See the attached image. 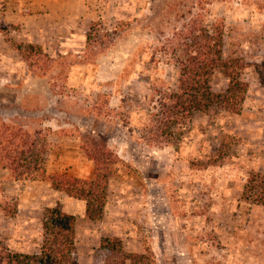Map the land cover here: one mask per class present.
<instances>
[{"label": "rangeland", "instance_id": "obj_1", "mask_svg": "<svg viewBox=\"0 0 264 264\" xmlns=\"http://www.w3.org/2000/svg\"><path fill=\"white\" fill-rule=\"evenodd\" d=\"M196 13L223 20L224 57L243 58L247 90L238 112H197L166 140L152 127L160 95L151 84L173 86L176 66L155 63V49ZM92 28L105 36L87 48ZM29 43L41 53L31 64L15 48ZM261 73L264 0H0V125L40 129L46 147L35 177L0 167V236L16 251H38L43 211L56 207L76 217L75 264L113 258L99 250L103 237L147 264H264V205L242 194L251 172L264 175ZM211 84L220 93L227 79L215 73ZM90 138L115 154L93 220L48 178L92 179Z\"/></svg>", "mask_w": 264, "mask_h": 264}, {"label": "trees", "instance_id": "obj_2", "mask_svg": "<svg viewBox=\"0 0 264 264\" xmlns=\"http://www.w3.org/2000/svg\"><path fill=\"white\" fill-rule=\"evenodd\" d=\"M224 28L223 20L215 19L208 23L201 14L196 13L194 18H190L181 28L176 29L155 49V63L162 58L166 64L176 66V80L173 86L160 79L151 84L153 92L160 95L156 107L158 112L153 113L152 127L159 134L162 133L160 136L166 140L176 139L197 112L204 113L214 106L230 112L240 110L247 90V83L241 79L244 61L237 55L224 57ZM91 30L86 36L87 48H90V42H101L105 36L98 28ZM99 31L101 34H98ZM15 48L30 64L41 55L37 49L39 47L33 43L18 44ZM47 64L50 67V62ZM147 68L149 71L150 67ZM126 69L124 68L123 73ZM215 73H221L227 79L223 92H215L212 88L211 80ZM260 83L264 86L262 73ZM159 85H162L163 89H159ZM176 129L178 130L175 131ZM153 136L157 138L158 135L154 133ZM44 140L40 129L29 132L20 126L2 123L0 167L15 179L37 176L43 172L46 149ZM89 141L86 145L87 155L95 162L92 179L78 178L66 172L48 175V178L53 189L83 200L85 215L93 220L102 215L107 180L115 154L103 143L96 145L92 138ZM222 153L220 150L217 152ZM242 194L244 199H248L245 203L250 206L264 205V175L251 172L246 177ZM75 224V215L60 208L46 207L41 218V241L38 251H16L0 236V264H75ZM99 250L114 256L93 264H126L127 261L130 264H147L142 262V259L147 258L144 253L125 252L121 240L117 237L101 238Z\"/></svg>", "mask_w": 264, "mask_h": 264}, {"label": "crops", "instance_id": "obj_3", "mask_svg": "<svg viewBox=\"0 0 264 264\" xmlns=\"http://www.w3.org/2000/svg\"><path fill=\"white\" fill-rule=\"evenodd\" d=\"M54 157L51 158V155H49V157L47 158L46 160V165H45V168H46V171L48 174L54 172V169H53V165H56L57 162H55V160H53ZM86 178V177H85ZM89 178V177H87ZM68 198H72L74 200H79V199H76V198H73V197H70L67 195ZM80 201V200H79Z\"/></svg>", "mask_w": 264, "mask_h": 264}]
</instances>
